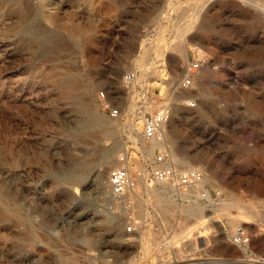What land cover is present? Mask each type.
Instances as JSON below:
<instances>
[{
    "label": "rangeland",
    "instance_id": "1",
    "mask_svg": "<svg viewBox=\"0 0 264 264\" xmlns=\"http://www.w3.org/2000/svg\"><path fill=\"white\" fill-rule=\"evenodd\" d=\"M165 99L181 108L170 161L200 168L209 197L142 176L110 202L118 155L134 173L161 150L134 115ZM0 195V264H264V218L246 213L264 209V0H0Z\"/></svg>",
    "mask_w": 264,
    "mask_h": 264
},
{
    "label": "built area",
    "instance_id": "2",
    "mask_svg": "<svg viewBox=\"0 0 264 264\" xmlns=\"http://www.w3.org/2000/svg\"><path fill=\"white\" fill-rule=\"evenodd\" d=\"M199 68L198 60H192L188 62L186 69L191 73ZM136 74L134 71H129L125 73L122 77V81L126 84L127 89H133L136 81ZM191 83L190 74H184L175 85V89H185L189 87ZM133 86V88H131ZM100 96L103 98L104 94L101 92ZM148 101L153 104V107H148L152 111H145V102ZM185 106L192 108L195 106V101L193 99H187L183 103ZM104 105L108 110L110 116L116 117L120 114V109L116 106L110 105L107 101H104ZM144 110L138 109V115H136L141 120V126L139 128L140 136L149 141L151 138L156 136L160 131L162 125L168 120L171 111V105L169 99H165L158 102H153L150 100H145L143 102ZM141 157L144 162L143 168L136 170L134 173L130 171V161L132 158L131 151L129 148H125L118 155L117 166H114L108 171L107 178V196L110 202L118 203L120 202L127 192L131 190L135 184L136 179L141 176H145L146 179L153 182H172L174 186L178 189H187L189 187L197 184L202 178V170L198 167L189 168H179L176 167L171 161L168 153L163 150H158L153 154L151 160H146L143 154L140 152ZM205 189V191H204ZM200 189V197L208 198L209 194L204 187ZM207 192V196L204 193ZM128 232L134 230L133 224L126 226ZM235 240L240 242H245L247 238L242 239V228L238 227L234 234Z\"/></svg>",
    "mask_w": 264,
    "mask_h": 264
},
{
    "label": "bare ground",
    "instance_id": "3",
    "mask_svg": "<svg viewBox=\"0 0 264 264\" xmlns=\"http://www.w3.org/2000/svg\"><path fill=\"white\" fill-rule=\"evenodd\" d=\"M77 29V28H76ZM76 31V30H75ZM78 32V31H77ZM137 79V76L135 77ZM134 85V84H133ZM131 88H133V86H131ZM178 101L175 100L173 102H171V105L175 108V111H174V114L172 116V118L170 119L171 123V128H174L175 127V122L176 120L178 121L177 117L179 115V113L181 112V108L179 107ZM148 107H153V104L146 101L145 102V109L148 108ZM135 118H137L136 115H134ZM99 121V120H98ZM96 122V123H99V122ZM167 122V121H166ZM165 122V123H166ZM106 123V121H105ZM165 123L162 125L160 131L156 134V136H154L153 138H151V145H150V149L154 148V147H159V149L161 150H165V148H168L169 152H170V158L172 159H177L175 158V153L172 151V148L171 146L173 145V142H174V139L171 137L170 133H169V130H167L166 126H165ZM126 124L127 126H129V128H131V130L134 129V127H136V122L134 121V119H128L126 121ZM138 129V134L140 135V131H139V127L137 128ZM129 131V130H128ZM132 132V131H131ZM106 133L110 134L112 133V130H106ZM130 134V133H129ZM130 137L133 138L134 136L130 134ZM140 151V150H139ZM149 153L151 152V150H147ZM141 152V151H140ZM143 154V152H141ZM144 155V154H143ZM184 157V156H183ZM116 158V148L115 146L111 147L110 149H108L101 157V160L100 162L98 163V165L96 166L95 168V171H94V174H93V178H92V184L94 187L96 188H99L100 187V184L102 183V179L104 178V175L106 173V167L108 166V164H110L114 159ZM186 164V163H185ZM190 166V165H189ZM142 177V176H141ZM145 177V176H143ZM146 178V177H145ZM139 179H141L139 177ZM203 178L197 183L195 184L194 186L192 187H189L187 189H179V192L181 193V195L183 196H186L188 195L190 192L192 193L193 191L195 192V194H197L199 197L201 196L200 195V189H204L201 185V182H202ZM142 181V180H140ZM204 181V180H203ZM91 183V182H90ZM160 183L161 185V188L160 190L162 191H165L167 190V188L173 186L174 184L172 182H158ZM91 184V185H92ZM151 184V183H150ZM147 185V184H146ZM138 187L139 185L136 184V185H133V190L134 192H138ZM150 189L151 190H157L158 187L155 186V184H151L150 186ZM178 189V188H177ZM196 189V190H195ZM205 191V189H204ZM1 196V195H0ZM204 196H207V192L204 193ZM159 198V197H158ZM164 200V199H163ZM7 203V202H6ZM5 204V203H4ZM234 204L236 205H239L241 204L240 202L234 200ZM7 205V204H6ZM241 206V205H240ZM264 206V205H263ZM183 210L186 211V212H190L191 210H194L196 209L195 211L198 210V215H200V206L198 204H194V205H191V204H187V205H184L182 206ZM182 210V212L184 213V211ZM243 213V212H242ZM245 213V211H244ZM249 219H252L254 221H258L259 224H262V221H263V218H264V209H260V208H256V209H250L248 211H246ZM4 214V213H3ZM6 214V213H5ZM186 215V214H185ZM16 216V215H15ZM235 216L233 215H230L228 214V218H234ZM239 217V216H238ZM243 217V216H242ZM245 218V217H244ZM239 219V218H238ZM241 219V218H240ZM4 221V219H3ZM2 221V223H3ZM108 222L112 225L113 222L109 219H108ZM115 223V222H114ZM116 224V223H115ZM134 224L136 225V221H134ZM110 226V227H111ZM115 226V225H114ZM143 231V230H142ZM14 234V233H13ZM142 235V234H141ZM139 235V236H141ZM145 235V234H144ZM143 236V235H142ZM141 236V237H142ZM124 237V236H123ZM123 240V239H122ZM61 264H67L66 262H63Z\"/></svg>",
    "mask_w": 264,
    "mask_h": 264
}]
</instances>
